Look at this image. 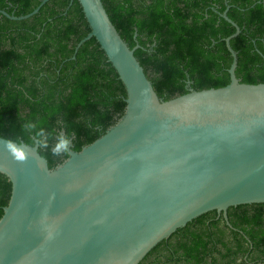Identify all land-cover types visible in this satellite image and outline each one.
Segmentation results:
<instances>
[{
  "label": "water",
  "instance_id": "obj_1",
  "mask_svg": "<svg viewBox=\"0 0 264 264\" xmlns=\"http://www.w3.org/2000/svg\"><path fill=\"white\" fill-rule=\"evenodd\" d=\"M49 0L16 20L37 14ZM127 90L120 120L51 169L35 145L0 136L13 184L0 219V264H140L161 241L210 211L264 203V83L231 81L164 100L103 0H79Z\"/></svg>",
  "mask_w": 264,
  "mask_h": 264
},
{
  "label": "trees",
  "instance_id": "obj_2",
  "mask_svg": "<svg viewBox=\"0 0 264 264\" xmlns=\"http://www.w3.org/2000/svg\"><path fill=\"white\" fill-rule=\"evenodd\" d=\"M42 0H0L16 16ZM110 18L143 65L160 98L191 88L226 86L232 55L237 77L264 83V0H103ZM79 0H49L27 19L0 13V136L35 145L51 169L115 125L127 90ZM30 125V127H28ZM58 152V154H57ZM13 184L0 172V219ZM140 264H264V203L210 211L156 245Z\"/></svg>",
  "mask_w": 264,
  "mask_h": 264
},
{
  "label": "clouds",
  "instance_id": "obj_3",
  "mask_svg": "<svg viewBox=\"0 0 264 264\" xmlns=\"http://www.w3.org/2000/svg\"><path fill=\"white\" fill-rule=\"evenodd\" d=\"M28 127H30V125H28ZM57 154H58V152H57Z\"/></svg>",
  "mask_w": 264,
  "mask_h": 264
},
{
  "label": "flooded vegetation",
  "instance_id": "obj_4",
  "mask_svg": "<svg viewBox=\"0 0 264 264\" xmlns=\"http://www.w3.org/2000/svg\"><path fill=\"white\" fill-rule=\"evenodd\" d=\"M220 214V213H219Z\"/></svg>",
  "mask_w": 264,
  "mask_h": 264
}]
</instances>
